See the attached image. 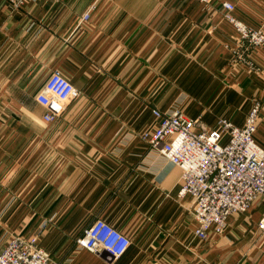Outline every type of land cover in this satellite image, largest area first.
<instances>
[{
  "label": "crops",
  "instance_id": "1",
  "mask_svg": "<svg viewBox=\"0 0 264 264\" xmlns=\"http://www.w3.org/2000/svg\"><path fill=\"white\" fill-rule=\"evenodd\" d=\"M16 2L0 0V249L38 230L49 264H264V203L198 241L181 170L139 138L153 109L212 130L257 102L264 148V49L238 43L221 9L258 28L264 0ZM54 70L79 95L47 124L35 94ZM96 219L128 236L120 257L77 245Z\"/></svg>",
  "mask_w": 264,
  "mask_h": 264
},
{
  "label": "built area",
  "instance_id": "2",
  "mask_svg": "<svg viewBox=\"0 0 264 264\" xmlns=\"http://www.w3.org/2000/svg\"><path fill=\"white\" fill-rule=\"evenodd\" d=\"M29 1L32 0H17L14 5ZM196 1L205 6L212 2ZM221 9L223 18L237 34L238 43L264 49L263 24L258 28L243 24L233 17L234 6L228 2L221 3ZM91 10L92 7L82 15L81 21L89 20ZM78 95L79 91L61 72L52 71L35 94L36 102L46 109L42 120L52 124ZM259 110L255 102L243 125L222 118L216 129L209 130L198 118L189 119L180 111L153 109V127L139 135L150 149L181 170L177 197L191 198L194 236L200 242L221 236L230 217L246 212L259 201L264 203V148L254 139ZM257 230L258 238L264 241V215ZM37 232L9 237L0 250V264H49V253L37 244ZM76 243L89 252H104L117 258L126 251L130 240L105 220L96 219Z\"/></svg>",
  "mask_w": 264,
  "mask_h": 264
},
{
  "label": "rangeland",
  "instance_id": "3",
  "mask_svg": "<svg viewBox=\"0 0 264 264\" xmlns=\"http://www.w3.org/2000/svg\"><path fill=\"white\" fill-rule=\"evenodd\" d=\"M245 44H246V43H245ZM248 46H250V45H248ZM250 47H251V46H250ZM259 107H260V106H259ZM258 116H259V115H258ZM41 224H42V223H41ZM82 234H83V233H82ZM11 236H12V235H11ZM11 236H9V237H11ZM21 236H24V235H21ZM9 237H8V238H9ZM8 238H7V239H8ZM7 239H6V240H7ZM6 240H5V242H6ZM2 247H3V246H2ZM1 249H2V248H1ZM1 249H0V250H1Z\"/></svg>",
  "mask_w": 264,
  "mask_h": 264
}]
</instances>
